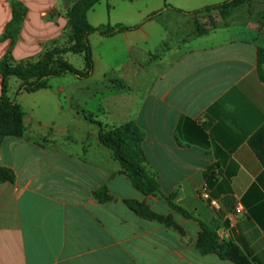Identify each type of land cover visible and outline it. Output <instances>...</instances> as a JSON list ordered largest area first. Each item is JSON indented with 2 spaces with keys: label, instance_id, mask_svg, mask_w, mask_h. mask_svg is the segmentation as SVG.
Returning <instances> with one entry per match:
<instances>
[{
  "label": "crops",
  "instance_id": "obj_1",
  "mask_svg": "<svg viewBox=\"0 0 264 264\" xmlns=\"http://www.w3.org/2000/svg\"><path fill=\"white\" fill-rule=\"evenodd\" d=\"M79 1L0 0V62L38 63L48 51L71 47L67 13ZM226 1L95 5L88 13L92 26L139 28L101 36L92 46L95 69L107 66L105 76L127 85L106 98L101 91L94 111L88 97L53 79L49 89L20 95L21 81L10 79L8 96L22 106L26 131L0 138V167L16 174L15 183L0 186V264H235L199 251L201 223L252 264H264V166L248 143L264 126L257 61L264 0L225 14L195 13ZM14 4L25 17L12 40L6 35ZM197 25L207 33L199 34ZM3 81L0 74V96ZM127 123L146 134L143 168L156 175L158 196L138 191L100 142L101 126ZM105 187L106 202L96 196ZM170 197L193 218L174 210ZM130 200L172 215L183 233L140 217Z\"/></svg>",
  "mask_w": 264,
  "mask_h": 264
},
{
  "label": "trees",
  "instance_id": "obj_2",
  "mask_svg": "<svg viewBox=\"0 0 264 264\" xmlns=\"http://www.w3.org/2000/svg\"><path fill=\"white\" fill-rule=\"evenodd\" d=\"M104 0H80L67 15L72 22L73 45L65 49H53L46 52L38 63H29L20 66H11L6 61L0 62V74L3 76L2 95L0 96V138L4 136L21 137L26 128L24 125V111L18 101L11 100L8 96L10 79L15 77L21 81L17 95L22 93H35L51 88L50 82L54 78L74 75L79 80L90 78L95 72V60L90 36L99 34L103 37H113L117 34L128 32L139 28L128 27L123 24L112 25L110 23L92 26L88 21V13ZM253 0H227L221 4L209 6L196 11V14L220 11L230 13ZM13 19L7 28V38L14 40L19 32L20 24L25 17V10L21 4L13 5ZM158 14V13H157ZM156 14L149 16L152 19ZM199 34H206L207 30L197 25ZM67 53L80 54L84 58L85 69L78 70L68 61L63 59ZM258 68L261 79L264 81V49L259 48L257 54ZM88 121L93 120L88 117ZM146 134L137 123H127L118 127L107 129L101 126L99 138L101 144L112 151L124 173L130 178L133 186L146 196L161 194L160 184L155 174L147 172L143 165L147 162L144 149ZM262 165L264 166V126L259 129L248 141ZM16 174L12 169L0 167V186L4 183H15ZM100 201H108L111 197L107 194V188L96 192ZM174 197L166 198L169 205L185 216L193 218L183 208L173 202ZM131 210L140 217L157 221L168 227H175L182 233L183 230L177 225L172 215H160L155 213L145 203L137 200L126 202ZM202 232L199 236L197 247L202 254H217L224 260L235 264H252L249 256L232 242H222L217 231L201 223Z\"/></svg>",
  "mask_w": 264,
  "mask_h": 264
},
{
  "label": "rangeland",
  "instance_id": "obj_3",
  "mask_svg": "<svg viewBox=\"0 0 264 264\" xmlns=\"http://www.w3.org/2000/svg\"><path fill=\"white\" fill-rule=\"evenodd\" d=\"M96 9L99 11L101 8L97 7ZM101 39L102 38L99 34H93L90 36V43L95 48ZM119 46L120 45H117V47ZM67 59L69 63L72 64L76 69L82 71L85 69L84 58L82 55L70 53L67 55ZM108 70L109 69H107V66H102L95 69L94 74L86 80H79L76 76L69 74L59 78H54L53 83H60L64 86L70 87L73 93L81 95L82 97H88L89 101L91 100L89 111H94L96 109L95 106L92 105V102H94L97 95L99 96L101 91H103L105 98L110 96L113 88H116L120 91H127V85L124 83V81L119 80L117 76H105Z\"/></svg>",
  "mask_w": 264,
  "mask_h": 264
},
{
  "label": "built area",
  "instance_id": "obj_4",
  "mask_svg": "<svg viewBox=\"0 0 264 264\" xmlns=\"http://www.w3.org/2000/svg\"><path fill=\"white\" fill-rule=\"evenodd\" d=\"M202 193H203V196L205 198H208V193H207V190L205 188L203 189Z\"/></svg>",
  "mask_w": 264,
  "mask_h": 264
},
{
  "label": "water",
  "instance_id": "obj_5",
  "mask_svg": "<svg viewBox=\"0 0 264 264\" xmlns=\"http://www.w3.org/2000/svg\"><path fill=\"white\" fill-rule=\"evenodd\" d=\"M223 242V241H222Z\"/></svg>",
  "mask_w": 264,
  "mask_h": 264
}]
</instances>
